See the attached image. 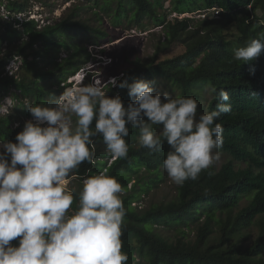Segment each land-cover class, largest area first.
Here are the masks:
<instances>
[{"label":"trees","instance_id":"trees-1","mask_svg":"<svg viewBox=\"0 0 264 264\" xmlns=\"http://www.w3.org/2000/svg\"><path fill=\"white\" fill-rule=\"evenodd\" d=\"M4 3L9 16L0 15V105L1 99L16 89L11 96L17 106L9 115H0V138L2 142L15 143L26 122L24 117L32 116L26 102L50 106L58 92L53 88L55 79L65 83L88 61L80 46L72 49L74 43L68 39L71 31L84 30L98 37L108 33L80 19L79 8L59 22L39 27L34 19L26 18L20 24L15 17L26 11L29 0H0V8ZM94 3L105 13H113L114 26L125 24V20L128 26L142 24L147 17L165 32V41L156 46L150 60L133 59L132 66L123 69L117 86L109 85L107 95H119L127 107L132 98L119 83L159 76L171 82L178 96L195 98L198 110H202L204 89L227 91L232 111L214 123L223 126L221 149L229 159L219 168L214 164L202 171L198 179L186 181L169 201L144 208L143 195L165 181L163 161L170 150L168 144L164 142L158 151L151 152L139 145V130L129 126L125 138L128 157L110 161L103 138L98 135L93 138L94 163H82L72 182V208L78 207L83 180L107 170L123 188L121 198L127 214L121 239L128 264L138 258L139 264H264V53L245 64L233 60L236 49L264 35V0H171L169 6L165 0ZM113 3L118 7L114 8ZM202 11L210 12L205 18L179 16ZM96 15L100 17L98 12ZM177 47L184 51L166 56L168 50ZM61 48L68 55L61 57ZM14 57L22 63L17 72L8 74L6 68ZM218 103L217 94L212 93L209 112ZM16 120L20 125L14 128ZM94 126L95 121L91 127ZM153 130L159 135L162 126L154 125ZM245 197L249 201L239 208ZM252 225L257 226L258 233L251 243H246L248 233L244 228ZM18 241L19 238L11 243L18 246Z\"/></svg>","mask_w":264,"mask_h":264},{"label":"clouds","instance_id":"clouds-1","mask_svg":"<svg viewBox=\"0 0 264 264\" xmlns=\"http://www.w3.org/2000/svg\"><path fill=\"white\" fill-rule=\"evenodd\" d=\"M209 12L179 16L205 18ZM262 53L264 35L236 49L233 60L245 64ZM117 83L113 78L107 84ZM107 84L66 90L54 106L26 102L35 122H25L15 143L0 138V264H128L121 239L127 214L123 188L107 170L83 180L78 207L69 214L74 194L68 184L82 163H94L93 138L98 135L113 159L128 157L130 127L139 130V145L151 152L166 142L170 150L163 168L178 186L198 179L220 159L224 129L214 121L232 111L227 91L212 87L220 103L197 116L195 98L157 92L149 81L119 83L132 98L127 107L119 95H107ZM16 106L14 97H6L0 115H9ZM154 125L162 126L161 134ZM17 238L15 246L11 242Z\"/></svg>","mask_w":264,"mask_h":264},{"label":"rangeland","instance_id":"rangeland-1","mask_svg":"<svg viewBox=\"0 0 264 264\" xmlns=\"http://www.w3.org/2000/svg\"><path fill=\"white\" fill-rule=\"evenodd\" d=\"M165 2L166 6H169L171 0H165ZM113 4L114 8L118 7L117 3ZM77 8L81 11L80 19L88 21L93 27L98 26L102 28L108 34L107 36L98 37L97 34H90L84 32V30L80 31L76 29L71 31V36H69L68 39L74 43L72 49H75V45L78 47L80 46L83 51L82 53L86 55L85 57L88 58V61L84 62L79 72L70 76L65 83H58L55 79L53 88L57 89L58 92L50 106H54L55 99L66 90L74 89L84 84H94L95 82L100 83L103 87L109 80L113 78L119 79L123 74V69L132 66L133 59L140 57L143 62L149 61L150 57L155 52L156 46L161 41H165L164 29L161 26H155L152 19L147 17L144 18L142 20V24L144 25L134 23L128 26L127 20H125V24L114 26L111 16L113 13H105L102 11L94 3V0H29L26 11L18 13L15 17L20 20V24L26 18L34 19L40 27L48 22L56 23L61 21L65 17H68L73 12V9L77 10ZM96 12L99 13L100 17L96 15ZM0 15L5 18L9 16L6 3L1 5ZM10 19L13 20V17H10ZM20 24H17V26H20ZM234 30V28L231 29V31ZM183 51V47L171 48L168 50L166 56L171 57ZM60 54L61 57H64L68 55V51L61 48ZM59 60L60 59H58V61ZM21 63L19 57L12 58L6 68L8 74H12L15 71L17 72ZM148 81L151 82V86L155 91L161 93L167 91L173 97L178 96V91L173 88L169 80L163 77L153 76ZM69 83H71V85H69ZM108 87L109 85L105 89L103 88L105 92H107ZM15 90L16 89L10 90V92L1 99V105L5 104V98L10 97ZM201 95L202 110H197V116L209 112L208 101L212 98V93L208 89H204ZM13 109H11L10 112H12ZM29 120L35 122L32 116L24 117V121ZM73 120H75V117H73ZM17 121L18 120L13 124L14 128L20 125V122ZM160 131L162 132V130ZM103 146V148H105L104 144ZM1 151H3V149ZM219 151L221 153L220 159L214 163L218 168L229 159V156L222 149ZM112 159V157L109 158L110 161ZM76 177L74 179H76ZM74 179H70L68 184V189L70 191H72V187L75 186L74 183H72ZM133 183L134 181L130 183V186ZM178 187L179 186L169 178L165 171V181L161 183L159 187L154 188L150 194L143 195L142 207L146 208L154 202L160 203L161 201H169L177 195ZM248 201L249 198L245 197L239 208L245 206ZM74 210L75 209L71 208L70 212ZM244 233H248V235L245 236V242L251 243L258 233V228L254 225L246 227L244 228ZM139 259L140 258L136 259L133 264H139Z\"/></svg>","mask_w":264,"mask_h":264},{"label":"built area","instance_id":"built-area-1","mask_svg":"<svg viewBox=\"0 0 264 264\" xmlns=\"http://www.w3.org/2000/svg\"><path fill=\"white\" fill-rule=\"evenodd\" d=\"M3 148L2 147H0V151L2 150Z\"/></svg>","mask_w":264,"mask_h":264}]
</instances>
